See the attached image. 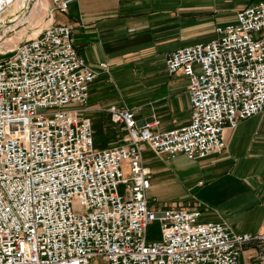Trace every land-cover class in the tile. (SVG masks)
<instances>
[{
	"label": "built area",
	"instance_id": "built-area-1",
	"mask_svg": "<svg viewBox=\"0 0 264 264\" xmlns=\"http://www.w3.org/2000/svg\"><path fill=\"white\" fill-rule=\"evenodd\" d=\"M17 1L0 0V18ZM73 1L53 0V10L66 13ZM216 35L166 58L169 74L190 79V125L155 134L113 105L127 135L102 151L83 115L98 74L80 57L73 27L54 24L15 45L1 36L0 264H240L247 244H264V235L202 222L199 209L148 202L144 145L199 161L223 153L227 128L264 112V0ZM158 219L163 237L149 242Z\"/></svg>",
	"mask_w": 264,
	"mask_h": 264
},
{
	"label": "crops",
	"instance_id": "crops-1",
	"mask_svg": "<svg viewBox=\"0 0 264 264\" xmlns=\"http://www.w3.org/2000/svg\"><path fill=\"white\" fill-rule=\"evenodd\" d=\"M29 1L24 10L16 2L8 9L0 34L28 23L39 28L19 40L11 38L19 44L54 24L73 27L80 57L98 74L83 114L94 134L97 128L106 131L110 145L99 143L97 151L119 146L127 135L108 112L113 105L133 110L139 126L154 124L155 134L190 125V79L181 72L169 74L168 53L213 40L218 27L234 23L239 11L257 2L74 0L68 12L60 13L53 10V0ZM224 135L223 153L199 161L144 145V163L152 175L149 206L159 210L155 203L162 202V209H199L202 222H222L237 234L264 235V112L227 128ZM240 264H264V244H247Z\"/></svg>",
	"mask_w": 264,
	"mask_h": 264
},
{
	"label": "rangeland",
	"instance_id": "rangeland-1",
	"mask_svg": "<svg viewBox=\"0 0 264 264\" xmlns=\"http://www.w3.org/2000/svg\"><path fill=\"white\" fill-rule=\"evenodd\" d=\"M256 1H260V0H256ZM0 24L2 25H5V23L3 21H0ZM39 30L38 27H32L29 23L28 24H25V25H21L20 27H18L16 30H12L14 32H10L11 30H6L9 31L10 33L7 35V36H3L4 40L6 41H10V42H13L12 41V37L13 36H17V40L18 37L21 35V34H24V35H32L34 33H37ZM6 32H4L6 34ZM4 34V35H5ZM2 36V34H0V37ZM10 38V39H9ZM33 40V38H26L25 40L23 41H17L18 43H22V42H25V41H31ZM14 44V42H13ZM16 44V43H15ZM14 44V45H15ZM94 140H95V146L98 145L99 143L102 144L104 147H107L109 144V139L106 135V131L103 130V128H97V131L96 133L94 134ZM127 170V169H126ZM124 188L125 186L124 185H121L119 187V192L120 193H123L124 192ZM76 204V203H75ZM155 205L159 208L163 207L164 205L162 204V202H158L157 204L155 203ZM169 207H172L171 206V203L169 204ZM162 209V208H161ZM160 214V213H159ZM163 237V232H162V223L161 221L158 219V220H155L153 221L149 227H148V230H147V240L149 242H156V241H160ZM95 264H104V262L102 260H98Z\"/></svg>",
	"mask_w": 264,
	"mask_h": 264
},
{
	"label": "bare ground",
	"instance_id": "bare-ground-1",
	"mask_svg": "<svg viewBox=\"0 0 264 264\" xmlns=\"http://www.w3.org/2000/svg\"><path fill=\"white\" fill-rule=\"evenodd\" d=\"M19 1V2H18ZM16 3L18 4L19 3V5H22L23 7L21 8V10L23 9L24 10V8L26 7V5H28L29 4V0H18ZM27 13V12H26ZM24 17V16H23ZM16 19V18H15ZM25 20V19H24ZM0 21H3V22H6L5 21V19H3V18H0ZM22 21V20H21ZM10 22V21H9ZM22 23V22H21ZM6 32V31H5ZM12 32H14V31H12ZM0 39H2V37H0ZM10 39V38H9Z\"/></svg>",
	"mask_w": 264,
	"mask_h": 264
}]
</instances>
